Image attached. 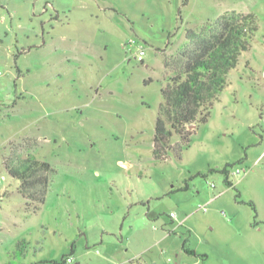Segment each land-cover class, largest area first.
<instances>
[{
    "label": "rangeland",
    "instance_id": "obj_1",
    "mask_svg": "<svg viewBox=\"0 0 264 264\" xmlns=\"http://www.w3.org/2000/svg\"><path fill=\"white\" fill-rule=\"evenodd\" d=\"M228 12L250 48L181 160L155 159L163 59ZM263 72L264 0H0V264H264ZM10 144L53 170L35 212Z\"/></svg>",
    "mask_w": 264,
    "mask_h": 264
},
{
    "label": "trees",
    "instance_id": "obj_2",
    "mask_svg": "<svg viewBox=\"0 0 264 264\" xmlns=\"http://www.w3.org/2000/svg\"><path fill=\"white\" fill-rule=\"evenodd\" d=\"M187 2L183 0V5ZM256 30L255 18L251 14L228 12L199 29L186 30L184 48L174 56L164 57L162 102L153 137L155 159H166L172 152L177 160H181V149L189 147L194 132L189 127L207 122L213 103L228 85V73L236 68L240 55L249 50ZM174 138L178 139L175 145L171 143ZM18 149L10 144L3 166L7 174L19 182L18 193L26 201V208L35 212L45 201L53 170L46 161L37 160L30 153L22 155ZM227 167L219 172L224 175L225 184L231 187ZM187 188L185 184L178 191ZM248 205L255 211L253 203L248 202ZM23 245L24 241L18 243L21 248Z\"/></svg>",
    "mask_w": 264,
    "mask_h": 264
},
{
    "label": "built area",
    "instance_id": "obj_3",
    "mask_svg": "<svg viewBox=\"0 0 264 264\" xmlns=\"http://www.w3.org/2000/svg\"><path fill=\"white\" fill-rule=\"evenodd\" d=\"M135 44V42L134 41H130V42H128V43H126V45H125V47H127V46H132V45H134ZM138 59L139 60H141L142 61V57L144 56V51H143V49L140 47L139 49H138ZM263 78H264V72H263ZM170 217L171 218H175V214L174 213H172L171 215H170ZM70 261H71V259H67L66 260V262H68V263H70Z\"/></svg>",
    "mask_w": 264,
    "mask_h": 264
},
{
    "label": "crops",
    "instance_id": "obj_4",
    "mask_svg": "<svg viewBox=\"0 0 264 264\" xmlns=\"http://www.w3.org/2000/svg\"><path fill=\"white\" fill-rule=\"evenodd\" d=\"M73 247H74V244L72 243L71 246H70V250L72 251V253H73ZM71 251H70V252H71ZM68 258H69V257H67L66 259H64L63 262H66V260H67ZM69 259H71V258H69ZM66 263H68V262H66Z\"/></svg>",
    "mask_w": 264,
    "mask_h": 264
}]
</instances>
